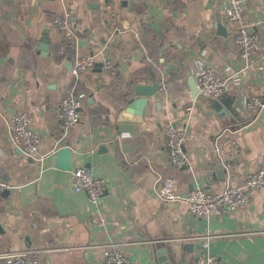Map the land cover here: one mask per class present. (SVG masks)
<instances>
[{
    "label": "crops",
    "instance_id": "obj_1",
    "mask_svg": "<svg viewBox=\"0 0 264 264\" xmlns=\"http://www.w3.org/2000/svg\"><path fill=\"white\" fill-rule=\"evenodd\" d=\"M244 5L261 36L247 74L238 73L225 0H0V180L11 185L0 194V264H106L109 244L134 264H206L197 260L209 234L205 255L214 264H264V190L223 218H197L184 200L156 196L160 177L176 178L184 199L191 185L220 192L260 167L264 111L252 123L243 105L264 97V0ZM88 53L99 65L84 75L80 123L65 131L61 100L74 87L75 56ZM104 58L116 61L115 75ZM203 67L232 76L222 96L199 94ZM153 81L160 90L138 122L137 110L124 112L138 98L135 86ZM19 112L32 117L44 152L71 147L70 170L58 167L59 151L41 168L10 140L7 123ZM169 124L190 128L181 168L168 162ZM90 163L107 182L98 205L70 185L72 171Z\"/></svg>",
    "mask_w": 264,
    "mask_h": 264
},
{
    "label": "built area",
    "instance_id": "obj_2",
    "mask_svg": "<svg viewBox=\"0 0 264 264\" xmlns=\"http://www.w3.org/2000/svg\"><path fill=\"white\" fill-rule=\"evenodd\" d=\"M226 18L231 24L230 41L238 50L237 59L240 62L238 73H248L252 68V56L257 52L261 41L260 33L252 27L247 19L244 0H225ZM112 4L106 5L108 19L114 17ZM56 24L66 34L73 33V28L67 17H58ZM98 56L95 53L76 55L72 68L74 87L67 91L60 104V120L65 131H69L82 119V109L86 104L88 92L84 88L86 71L96 68ZM102 68L111 75L118 72V65L113 58H104L101 61ZM232 76H224L211 67H203L196 74V84L201 96L218 98L226 90ZM244 109L252 112V123L258 122L264 111V97L258 95L248 96L243 105ZM186 111L192 115L194 107H187ZM7 131L10 140L22 148L24 154L33 158L41 168L49 157L59 151L55 146L49 152L42 150L43 139L39 131L33 125V119L27 112H19L13 115L7 123ZM190 138L188 125L176 126L169 124L164 129V140L168 147V162L171 166L181 168L188 164L189 156L183 150L184 144ZM71 188L76 192H85L93 204H100L107 192V182L104 178L95 174L92 163L78 165L71 174ZM177 180L174 177H160L156 196L165 202H180L187 204L189 212L197 218H223L232 211L244 206L251 200L253 191L264 190V154L257 171L249 174L240 186L227 184L220 192L211 191L201 185H196L188 192L186 198H182L176 189ZM11 189V185L0 180V194ZM212 236L201 238L203 249L200 251L198 263L214 264L213 258L206 256ZM35 250L27 251L33 254ZM104 258L106 264H134L131 258L123 251L119 244L104 246Z\"/></svg>",
    "mask_w": 264,
    "mask_h": 264
},
{
    "label": "water",
    "instance_id": "obj_3",
    "mask_svg": "<svg viewBox=\"0 0 264 264\" xmlns=\"http://www.w3.org/2000/svg\"><path fill=\"white\" fill-rule=\"evenodd\" d=\"M159 90H160V86L156 81H153V83L150 85L137 84L135 86V93L136 96H138V98L130 104V108L128 109L127 112L124 113L130 114L131 112H134V110H137V114H138L137 121L141 122V118H143V114L145 112V107L148 104L149 97L156 94ZM217 108H219L218 104H217ZM126 115L127 114H125L124 117H126ZM103 147L104 146L102 145L101 148ZM72 159H73V151L71 147L68 145L62 146L58 153V167L64 170H70ZM193 188L194 185H191L190 190H192ZM187 195L188 194H186L185 197H187ZM162 260L164 259L162 258Z\"/></svg>",
    "mask_w": 264,
    "mask_h": 264
}]
</instances>
